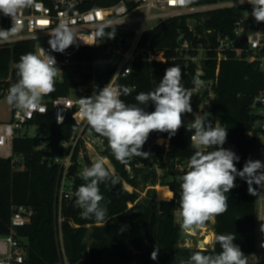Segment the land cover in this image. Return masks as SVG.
<instances>
[{"label":"trees","instance_id":"16d2710c","mask_svg":"<svg viewBox=\"0 0 264 264\" xmlns=\"http://www.w3.org/2000/svg\"><path fill=\"white\" fill-rule=\"evenodd\" d=\"M36 1L33 0V3ZM228 1L232 0H190L193 7ZM240 11L241 9H232L203 15H184L147 32L141 46L156 54H164L168 61L166 64L139 61L133 75L124 81V84L135 89L121 99L129 105L136 104V95L152 91L163 78L165 70L173 65L182 70L183 86L193 89L196 66L188 65L177 52L180 39L184 37L194 48L200 45L207 47L210 40L214 48V40L219 33H232ZM3 26V29H10L8 22ZM191 26L194 27L193 31ZM37 46L34 41H22L0 47V102L19 79L16 66L20 57L29 52L37 53ZM67 56L79 64L74 74H81L83 79L75 83L68 77L64 84L54 89L51 98L67 97L71 88L80 85L94 88L97 93L100 88L109 84L115 73L114 66L98 50L76 49L67 53ZM245 56L232 55L218 66L216 53L209 52L210 59L204 65L203 78L206 81L215 80L216 99L212 102V114L228 130L223 147L240 157L236 163L238 170H242L247 160H258L259 136L256 134L253 139L249 137L254 125L251 107L255 97L264 91V69L261 68V63L250 64L244 61ZM143 107L149 112L154 110L151 103ZM14 110L13 106V112ZM196 110L197 108L192 107V113L183 114V126L171 139L167 133L152 132L143 145L147 146L155 138L168 143L167 149L159 150L158 165L164 170L161 179L154 164L143 162L139 156L125 164L117 161L108 147L107 139L102 137L107 147L106 154L117 173L136 191L128 192L120 177L115 185L110 181L101 183L100 192L104 197L101 206L107 209L104 221L83 218L82 209L75 203L76 198L64 201L61 206L59 188L63 171L52 164L51 159L65 154L62 144L72 136L74 122L68 119L64 125L57 126L52 108L47 115H39L30 122L29 127L49 128L52 136L44 142L29 135L15 138L13 152L16 157L21 158L16 165H20L22 170L15 168L12 160L0 159V237L11 235V221L14 209L18 206L35 211L31 225L16 230L17 237L31 249V261L28 264H61L64 258L69 264H187L196 251L218 254L221 248L216 241L214 247L207 250L196 247L180 248L184 233L177 222L176 202L180 200L181 181L174 176V166L171 163L179 160L187 164L195 152L191 142L193 132L188 131L184 122L189 117L195 118ZM130 166L132 173H128ZM82 183L83 180L77 177L74 191ZM159 184L170 187L175 195L173 201L161 202L158 200L157 191L148 189ZM235 184L236 187L226 193L227 211L215 216V237L220 234H234V243L249 257L256 248L257 193L250 194L248 184L238 176ZM253 187L257 191V185ZM145 191V199L141 201ZM161 194L163 200L171 197L165 188H161ZM154 210L157 216L155 246L159 249L158 259L155 261L150 258L153 250H147V230Z\"/></svg>","mask_w":264,"mask_h":264},{"label":"built area","instance_id":"2783aa9c","mask_svg":"<svg viewBox=\"0 0 264 264\" xmlns=\"http://www.w3.org/2000/svg\"><path fill=\"white\" fill-rule=\"evenodd\" d=\"M232 9H241L234 23L233 31L231 34L219 33L214 40V48H212L210 40L207 47L200 45L194 48L188 40H184V37H182L179 41L180 47L177 49L180 57L188 65L194 64L196 66V75H199L200 79L204 81V87L193 91L191 97V107L198 110H196V116L208 112L211 114L209 119L213 126L219 121L222 126L226 127L220 120L215 119L212 114V102L216 99V86L215 80L206 81L203 79L205 76L204 65L210 59L209 52L214 51L217 55L218 66L232 55L236 57L243 54L246 55L244 61L250 64L261 63L260 66L264 69V22H257L251 15L252 6L247 3V0L243 4L239 3V0H232L204 7H193L190 0H37L32 6L19 11L18 22L22 27L18 35L8 42H0V47L22 41L36 42L38 45L36 47L37 54L40 53L42 48L47 54L55 57L56 66L61 70L55 79L54 89L64 84L68 77L75 83L83 79L81 74H74V70L79 67V64L68 57L67 53L76 49H95L100 51L115 68V73L107 85L117 89L127 86L129 89L134 90L135 88L129 84H124V81L133 75L135 65L139 61L147 60V62H163L165 64L168 61L164 54H156L141 46L143 37L147 32L154 30L166 21L184 15H203L214 11ZM142 11H145L144 15L138 16L137 14ZM6 22L9 23L11 28V17L0 13V28H3ZM149 23H153V26L148 28ZM61 25L71 29L76 38V42L63 53L52 51L49 45V34ZM191 29L193 31L194 27L191 26ZM208 33L211 34L212 32ZM53 92L43 98L46 113L41 114L39 111L24 113L15 108L11 122L0 124V159L12 160L15 168L18 167L19 170H22L20 165H16L20 163L21 158L14 155L13 143L16 137L29 135L28 131L30 129L41 128L36 126L30 128V122L39 115H47L50 108H52L54 117H56L57 126H62L68 119H72L74 122L72 136L62 144L65 154L51 159V163L59 166L63 171L59 188V201L62 206L64 201L74 200L76 178H81L80 173L83 168L90 167L97 155L104 156L107 162L106 166L113 168L115 174L118 177L120 176L109 156H107L108 154H106L105 140L96 134L79 114L78 99L95 95L94 88L91 89L82 85L76 86L71 88L69 96L58 98H51ZM252 105L251 114L254 118V125L249 137L253 139L256 134L259 136L258 160L264 163V91L255 97ZM60 118H62V122H60ZM194 119L189 117L187 120ZM41 129L44 130L46 135L40 133L31 137L44 142L52 135L49 128ZM160 148L167 149L168 143L164 140L152 139L147 146L142 148V151L150 153V156L147 159L141 157V160L154 164V169H156L157 174H159L158 177L161 179L164 170L158 165ZM171 165L174 166V176L178 180L187 171L185 162L175 160ZM128 173H132L131 166L128 167ZM120 179L128 192H136L130 183L121 177ZM160 188L167 189L171 194L170 199L164 201L175 199V195L169 186L159 184L157 187L148 189L156 190L158 200L160 199L163 202V198L159 197ZM180 194L181 192L179 196ZM176 206L179 208V201L176 202ZM176 216L179 217L178 212ZM34 217L35 211L32 208L17 206L14 209L11 235L0 237V264L29 263L27 261L28 248L26 243L17 237L16 230L31 225ZM212 220L215 222V218ZM60 221L62 222V219ZM177 222L178 224L181 223L180 217ZM262 224H264V187L257 186L256 248L249 255L248 264H264V247H261L264 244V232L261 231ZM199 230L203 232L206 229L203 226L195 232L182 229L193 240L190 242L181 241L180 248H195L193 246L195 245L194 242L198 241L197 233ZM208 238H202L204 240L202 242L207 241ZM211 240L213 244L212 242L210 245L206 244L205 248L201 247L198 241L196 248L200 250H207L211 246L213 248L214 235ZM61 264L69 263L64 258Z\"/></svg>","mask_w":264,"mask_h":264},{"label":"clouds","instance_id":"9594fccd","mask_svg":"<svg viewBox=\"0 0 264 264\" xmlns=\"http://www.w3.org/2000/svg\"><path fill=\"white\" fill-rule=\"evenodd\" d=\"M239 3H245V0H239ZM247 3L252 6L251 15L255 20L264 22V0H247ZM32 5L33 0H0V13L12 19L10 29L0 28V42H8L18 35L22 27L18 13ZM49 35V45L54 52L63 53L76 42L73 31L63 25ZM56 64L55 57L42 48L39 54L29 52L22 55L16 66L19 79L9 88L7 103L24 113H46L43 98L54 91L55 79L61 72ZM182 79L180 67H168L159 84L152 91L138 93L135 97L137 103L131 105L121 99V96L130 95L131 89L106 85L95 95L78 99L79 114L96 134L107 139L112 155L120 163L125 164L136 156L147 159L150 153L142 148L149 135L160 132L167 133L169 139L175 136L183 126V114L192 113L193 91L204 87L199 75L193 77V89L185 88ZM149 103L154 105L151 112L143 107ZM210 116L208 112L197 115L187 126L188 131L193 132L191 142L195 152L187 163L186 173L179 178L181 194L176 211L180 227L191 232L227 211L226 193L236 187L237 176L246 181L252 195L257 193L253 185L264 187V163L249 159L242 170H238L236 163L240 157L223 147L228 130L219 121L213 126ZM106 163L104 156L97 155L91 166L83 168L80 173L83 183L74 195L85 219L104 221L106 218L107 209L101 206L104 197L99 185L119 182L115 170ZM261 231L264 232V224ZM235 239L234 234L217 235L215 241L221 248L218 254L196 251L187 264H248V256L234 243ZM158 255L159 249L155 248L150 258L155 261Z\"/></svg>","mask_w":264,"mask_h":264},{"label":"rangeland","instance_id":"374dc122","mask_svg":"<svg viewBox=\"0 0 264 264\" xmlns=\"http://www.w3.org/2000/svg\"><path fill=\"white\" fill-rule=\"evenodd\" d=\"M144 13H145V11H142V12L138 13L137 15L141 16V15H144ZM151 26H153V23H149L148 28L151 27ZM6 97L0 102V124L10 123L11 120H12V117H13L12 116V114H13V106L9 105L7 103ZM192 122H194V120H185L184 125L187 127ZM28 133H29V136H35V135H38L40 133H43V134L46 135V133H44V130L41 129V128H32V129H30L28 131ZM145 196H146V191L142 193L141 201L143 199H145ZM159 201H162V200L159 199ZM177 219L179 221V217ZM203 227L206 230L203 231V232L199 230L198 233H197V235H198L197 240L199 242L204 241L203 240L204 238H208V237L212 238L213 235L215 237V229H214L215 222L212 219H210L209 221L205 222ZM183 233H184L183 242H187V241L190 242V241L193 240V238H191L188 234H186L185 232H183ZM198 241L194 242L195 245L193 247H197V242ZM212 244H213V242H212ZM210 248H212V246Z\"/></svg>","mask_w":264,"mask_h":264},{"label":"water","instance_id":"95a60500","mask_svg":"<svg viewBox=\"0 0 264 264\" xmlns=\"http://www.w3.org/2000/svg\"><path fill=\"white\" fill-rule=\"evenodd\" d=\"M156 212L155 210L153 211V215H152V219H151V223L150 226L147 230V250L151 251L154 250L156 248L155 246V223H156ZM204 243L200 242V246L203 247ZM205 248V247H203ZM27 261L30 262L31 261V249L27 250Z\"/></svg>","mask_w":264,"mask_h":264},{"label":"bare ground","instance_id":"6f19581e","mask_svg":"<svg viewBox=\"0 0 264 264\" xmlns=\"http://www.w3.org/2000/svg\"><path fill=\"white\" fill-rule=\"evenodd\" d=\"M159 192H160V193H159V197H161V198H162V194H161V188H160V191H159ZM211 242H212V240H211V238L209 237V238L207 239V241L203 242V243H204L203 247H205V246H206V244H207V245H210V244H211Z\"/></svg>","mask_w":264,"mask_h":264},{"label":"snow or ice","instance_id":"6c2138e0","mask_svg":"<svg viewBox=\"0 0 264 264\" xmlns=\"http://www.w3.org/2000/svg\"><path fill=\"white\" fill-rule=\"evenodd\" d=\"M41 23H46V22H41Z\"/></svg>","mask_w":264,"mask_h":264},{"label":"crops","instance_id":"0c3cea01","mask_svg":"<svg viewBox=\"0 0 264 264\" xmlns=\"http://www.w3.org/2000/svg\"><path fill=\"white\" fill-rule=\"evenodd\" d=\"M101 226V225H100Z\"/></svg>","mask_w":264,"mask_h":264}]
</instances>
